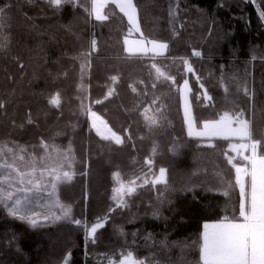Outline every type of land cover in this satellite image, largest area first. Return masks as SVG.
<instances>
[{
  "label": "trees",
  "instance_id": "obj_1",
  "mask_svg": "<svg viewBox=\"0 0 264 264\" xmlns=\"http://www.w3.org/2000/svg\"><path fill=\"white\" fill-rule=\"evenodd\" d=\"M133 3L144 39L168 44L163 56L125 52L130 29L115 7L106 10L109 19L95 21L85 11L90 0L59 7L48 0H0V148L27 149L38 172L54 167L59 156L72 179L58 185L56 199L81 221L41 218L44 226L32 228L0 208V264H110L126 250L150 264H202L203 225L241 221L233 164H248L230 147L243 141L187 137L181 91L187 79L196 128L225 110H243L259 137L264 0ZM153 64L175 83L158 78ZM56 93L59 107L49 103ZM85 109L124 143L101 138ZM154 115L158 122L149 127L145 116ZM161 168L166 183L154 185ZM115 172L125 184L139 177L142 186L131 195L115 191ZM35 207L46 211L44 204ZM98 220L103 226L89 238L85 225L90 230Z\"/></svg>",
  "mask_w": 264,
  "mask_h": 264
},
{
  "label": "snow or ice",
  "instance_id": "obj_2",
  "mask_svg": "<svg viewBox=\"0 0 264 264\" xmlns=\"http://www.w3.org/2000/svg\"><path fill=\"white\" fill-rule=\"evenodd\" d=\"M48 2L57 7L63 2L80 6V0H48ZM90 3L91 8L86 7L85 11L90 16L94 15L96 20L103 21L109 19L108 15L103 14L102 10L108 3H113L127 17L128 23L132 25V29L136 31L140 30L137 21V9L133 0H90ZM2 11L0 9V12ZM261 18L264 19V12H261ZM125 43L127 44L128 41L125 40ZM137 44V51L144 53L151 51L155 55H163L168 49L167 43L157 40H147V44L151 45L150 49L145 47L144 41L137 42ZM95 45L96 41L93 40V50L95 49ZM126 50L130 54L133 53L132 49ZM194 54L200 55L199 52H195ZM183 64L186 66L187 72H194L187 60H183ZM153 68L156 69L158 78L162 76L164 79H170L175 83L174 77L165 75L155 64H153ZM112 79L115 80L116 78L113 77ZM152 87L154 88L155 84ZM184 88L190 91L187 79L184 80ZM135 90L134 88L133 91ZM224 90L225 92L228 91L226 87ZM203 96L205 100L212 101V97L206 91L203 93ZM100 102L96 101V103ZM49 103L59 107L61 103L59 93L53 95ZM153 103H156V101L154 100ZM3 107L4 104L0 103V109ZM85 111L93 119L92 127L96 128V121L99 120V117L91 109H85ZM157 111L160 112V109H157ZM217 115H219V119L204 120V130L196 132L194 129L198 123L197 118L192 114L190 106L186 104L185 122L189 127V136L208 135L224 139H227L229 136H237L241 140L247 141L248 143L241 144L239 147L250 148L251 156L244 158L249 162L250 167L241 168L233 164V167L236 169V184L239 185L240 190L239 217L242 218V222L204 224V231L201 236V243L199 244L200 261L202 264H264V131L257 137L254 133L252 121L245 118L243 110H225L222 114L218 113ZM145 119L148 121L149 127L158 122L155 115L152 117L145 116ZM31 122L29 119L28 123ZM107 131L110 135L103 136V139L110 140L117 145L124 143L123 137L116 132L110 128ZM97 132L99 134V129H97ZM41 146L46 152L48 151L49 145L46 142L42 141ZM63 158L67 159V155H64ZM43 159L47 160L51 159V157L46 156ZM59 159L60 157L58 156L56 165L50 170L41 169L38 172L37 168L29 163L30 158L27 156V149L19 148L15 150L8 147L6 152L4 149H0V208H3L10 217L32 228L44 226L41 224V218L52 224L64 221L75 223L78 226L81 225L80 220H73L71 207L62 205L58 201L55 205L59 208L58 215L49 212L41 214L35 210L34 197L38 196L47 187L45 184V171H48V176L51 177L49 182L53 190L56 188L54 181H70L72 179V175L68 171H63V164L59 163ZM146 162L152 163L150 160ZM228 163L232 164L231 158L228 160ZM165 172L166 170L161 168L159 176L152 183L154 185L166 183L164 179ZM113 175L120 182V188L115 189V191L131 195L136 192L137 187L142 186L137 184L139 177L130 179L125 184L120 180L121 174L119 172H115ZM245 177H247V180H245ZM147 182V180L144 181V183ZM123 204L124 201L121 198L117 206H122ZM102 226L103 224L98 220L91 226L90 230L87 225H85V228L89 234L94 236L97 229ZM64 264H67V259ZM110 264H150V262H147V258H137L133 251L126 250L119 253V259L111 260Z\"/></svg>",
  "mask_w": 264,
  "mask_h": 264
},
{
  "label": "rangeland",
  "instance_id": "obj_3",
  "mask_svg": "<svg viewBox=\"0 0 264 264\" xmlns=\"http://www.w3.org/2000/svg\"><path fill=\"white\" fill-rule=\"evenodd\" d=\"M174 2H176V0H173ZM109 7H115L118 11H119V8L116 7L115 4L113 3H108L107 6L102 10L103 11V14H105L106 10L109 8ZM91 8V7H90ZM120 12V11H119ZM123 16L124 14L122 12H120ZM261 16V14H260ZM91 18L94 19L95 21H98L95 19V16L94 15H91ZM124 18L126 19L127 23H128V19L126 16H124ZM262 19V18H261ZM263 22H264V19H262ZM137 21H138V13H137ZM138 24H139V21H138ZM129 25V37H127L125 40L128 41V43L126 44L125 43V40H124V47H125V52L127 54H130L129 51H127L126 49H132L133 50V53L131 55H141V56H160V55H155L153 52L151 51H148L147 53H144V52H141V51H137V47H138V44L137 42H140V41H144L145 43V47L146 48H151V45L150 44H147V40L144 39V37L141 35V31H136L134 29H132V25ZM140 29V27H139ZM186 104L188 106H190V102H189V99H188V94H187V90L184 88L182 91H181V110H182V115H183V119H184V122H185V106ZM190 110H191V106H190ZM88 115V121L90 122V124L92 125L93 124V119L90 118L89 114ZM98 117V116H97ZM100 119V118H99ZM101 120V119H100ZM102 121V120H101ZM103 122V121H102ZM96 124H97V127L94 128V130L96 131V133L98 134L97 132V129H99V136L102 138L103 136H106V135H110V133L107 131V129H105L101 124L97 123L96 121ZM104 124V123H103ZM185 126H186V133H187V137L189 138H196V139H224L222 137H218V136H197V135H192V136H189L188 132H189V127H188V124L185 122ZM235 126V125H234ZM107 128V126H105ZM203 125L201 128H196L194 129V131L196 132H200V131H203ZM227 139H240L239 137L237 136H229ZM107 140V139H106ZM241 140V139H240ZM247 141H244L243 143H240L239 145H232L230 147L231 151L237 153V154H243L244 152H249V156H251V150L250 148H240L239 146L241 144H246ZM248 143V142H247ZM235 146V147H234ZM4 148V147H3ZM3 148H0V149H3ZM5 152L7 151V148L4 149ZM250 167V165H249ZM67 171V170H66ZM51 180V177L48 176L47 173H45V183L48 184V187H46L45 189H43V191L36 197H34V203H35V206H39V205H46V211L45 212H49L51 214H56L58 215L59 214V208H57L55 205L57 203V199H56V195H57V188H58V185L61 184V183H65L66 181H54V183L56 184V188L55 190H53L52 186H51V183L49 182ZM239 187V185H238ZM220 192H224L225 190L223 189H220L219 190ZM49 193H51V195H49ZM41 208L39 207H35V210L39 213V210ZM42 211V210H41ZM61 222H64V221H59V222H56V223H61ZM93 235L89 234V238H91Z\"/></svg>",
  "mask_w": 264,
  "mask_h": 264
},
{
  "label": "crops",
  "instance_id": "obj_4",
  "mask_svg": "<svg viewBox=\"0 0 264 264\" xmlns=\"http://www.w3.org/2000/svg\"><path fill=\"white\" fill-rule=\"evenodd\" d=\"M166 53V52H165ZM164 53V54H165ZM163 54V55H164ZM163 55H160V56H163ZM154 57H158V56H154ZM97 123H99V124H101L105 129H108V127L106 128L105 126H107L104 122V124L102 123V121L99 119L98 121H97ZM238 140H240V139H238ZM241 141H245V140H241ZM242 142V143H243ZM247 143V142H246ZM239 145V144H238ZM232 146V145H231ZM233 152V151H232ZM235 153V152H234ZM237 156H240V157H243V158H245V156H246V154H247V156L246 157H248L249 156V152H244L243 154H237V153H235ZM245 160V159H244ZM246 162H247V164H248V166L247 167H249V162L247 161V160H245ZM237 167H241V168H245L246 166H237ZM235 169V168H234ZM235 177H236V169H235ZM245 180H247V177H245ZM238 186V185H237ZM238 190H239V187H238ZM240 191V190H239ZM241 218V217H240ZM239 222H242V218H241V221H239ZM220 223H228V222H216V223H207V224H209V225H213V224H220ZM203 231H204V225H203V229H202V233H203ZM202 233H201V236H202Z\"/></svg>",
  "mask_w": 264,
  "mask_h": 264
}]
</instances>
